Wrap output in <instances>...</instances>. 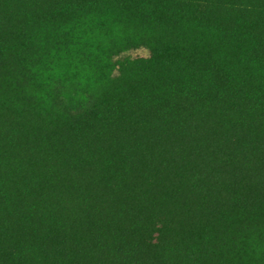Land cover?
I'll return each mask as SVG.
<instances>
[{
    "label": "trees",
    "instance_id": "obj_1",
    "mask_svg": "<svg viewBox=\"0 0 264 264\" xmlns=\"http://www.w3.org/2000/svg\"><path fill=\"white\" fill-rule=\"evenodd\" d=\"M117 36L157 53L114 87ZM262 227L255 0H0V264H263Z\"/></svg>",
    "mask_w": 264,
    "mask_h": 264
},
{
    "label": "rangeland",
    "instance_id": "obj_2",
    "mask_svg": "<svg viewBox=\"0 0 264 264\" xmlns=\"http://www.w3.org/2000/svg\"><path fill=\"white\" fill-rule=\"evenodd\" d=\"M256 7L258 10H264V0H255ZM114 41H116L115 46L111 48V55L109 57V73L108 79L110 84L115 86L120 85L129 72H140L146 67L148 61H151L155 54L157 53V48L153 44V40L140 41L135 40L127 44L122 43L121 39L117 36ZM111 99L114 102H118V96L115 93H109ZM147 204L149 207V216L153 228H155L154 236L158 237L161 234V222L163 219V210L157 204L153 196H148ZM264 227L260 229L261 232L258 235L264 237ZM258 242V240H254ZM262 247L257 246H245L242 253H246L254 257L261 255L264 258V251ZM243 258V257H242ZM264 264V263H263Z\"/></svg>",
    "mask_w": 264,
    "mask_h": 264
}]
</instances>
